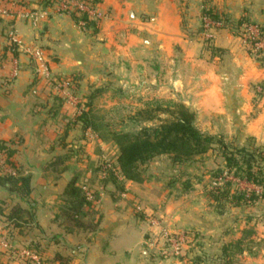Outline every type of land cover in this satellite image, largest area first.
I'll return each mask as SVG.
<instances>
[{
	"label": "crops",
	"instance_id": "obj_1",
	"mask_svg": "<svg viewBox=\"0 0 264 264\" xmlns=\"http://www.w3.org/2000/svg\"><path fill=\"white\" fill-rule=\"evenodd\" d=\"M207 1L230 25L242 17L257 28L264 23V0ZM50 2L16 0L17 11L48 12L36 24L20 16L0 20V142L12 148L20 174L31 175L26 197L0 183V215L6 217L19 206L32 217L25 216L20 226L11 225V238L24 243L43 242L46 237L44 264H60L53 259L56 253L67 257L68 264H187L184 258H160L155 253L149 246L145 215L134 210L136 200L159 207L167 226L178 228L191 224L184 220L190 211L182 201H174L176 209L171 200L162 201L164 193L155 197L152 184L126 181L118 193L115 187L99 191L96 231L67 233L56 218V200L83 167L73 162L75 153L58 170L47 165L54 154L64 152L55 146L59 136L73 148L85 142L82 124L75 118L84 111L81 100L89 88L111 78L144 98L181 100L195 111L196 126L211 134L242 123L247 134L259 137L264 129V95L255 112L251 100L254 86H264V57L260 60L254 50L249 52L230 26L217 30L212 49H206L198 31L202 0H98L96 32L77 24L70 14L52 12ZM9 24L21 47L15 55L7 51L3 56ZM33 46L44 51L45 67L37 68L25 54L24 49ZM70 75L76 76V87L70 92L62 87L58 95L65 101L53 97L54 82ZM29 224L37 228L24 229ZM210 224L206 234L213 232L215 223ZM0 264L20 263L0 253ZM243 264H264V259L250 253Z\"/></svg>",
	"mask_w": 264,
	"mask_h": 264
},
{
	"label": "rangeland",
	"instance_id": "obj_2",
	"mask_svg": "<svg viewBox=\"0 0 264 264\" xmlns=\"http://www.w3.org/2000/svg\"><path fill=\"white\" fill-rule=\"evenodd\" d=\"M55 1L56 0L51 3L50 8L52 12L59 13L55 11L53 6ZM183 6L185 7V5ZM39 12L43 13L44 17L48 14L46 10ZM76 23L79 24V22ZM201 23V18L199 17L198 31L200 32L199 35L203 42L204 37ZM79 25L85 27V24ZM186 30L188 29L186 28ZM210 43L212 45L213 42L210 41ZM75 78L76 76L73 75L67 77V79L73 81L74 87H76L78 83ZM114 80L115 79L111 78V81H108V83L101 84L99 82L97 86H95V84L86 92L84 100H81L84 111L92 109L90 112L91 115L96 116L97 122L99 123L98 130L94 131L89 127L86 129L80 128L85 142L81 144L77 143L76 148H73L72 145L67 146L64 139H61L60 136L57 141L58 144L55 145L60 149L64 148V152L54 154L57 155L56 157H61L60 161L62 159V162L68 158V155H73V153H75L76 159L73 160V162H80L83 167V169L78 172L80 174L78 185L82 189L87 200L92 201L97 210L99 209L98 204L100 203L99 191L106 190L105 188L108 187H115V193H118L120 192L119 186L124 181L115 166L119 149L118 145L112 139L113 133L136 134L143 127L154 126L158 123L156 120L151 122L138 120L137 117H135V112L144 107L147 101L154 99H171L144 98L136 89L124 87L121 83ZM62 87L63 85L61 86L54 82L50 90L53 97L65 101V98L58 95ZM263 95L264 86L260 84L254 86L251 100L254 112L260 109L259 104ZM251 114L253 113L251 112ZM77 116L75 118H77ZM234 125L233 128H227L226 126L221 127V129L219 128L224 134H211L207 129H203L201 125L197 126V128L207 134L222 135L224 141L229 145L246 146L249 149L257 147L264 153V129L260 130L259 137H257L247 134L246 128L242 123ZM2 143L0 145H2ZM2 146L3 148H0V155H2V157H0V173L16 175V167L20 169V166L14 162L11 157L12 154H7V149L12 148L4 143ZM213 147L214 148L208 150L206 154L199 155L194 161L185 164L173 163L169 155L162 154L138 166L142 182L145 181L147 184L149 183L154 186L153 192L155 197L164 193L162 201L164 200L167 202V200H171V206L176 209L179 206L177 203H174V201H182L183 205L188 207L190 211V218H184V220L191 224H183L178 228L170 229L167 223L163 221L159 207H147L144 206L140 200H136L134 210L145 215L146 227L148 228V235L150 238L149 246L156 250L155 253H158L160 258H184L183 260L187 264H227L221 256L222 245L238 238L241 235L242 229L250 228L254 233L250 236V240L248 239L249 241H244L243 246L245 248L243 253H236L234 255L232 264H243L245 257L250 253L260 254L262 255V259H264V204L260 203L258 200H242V202L240 201L242 203L241 205H236L238 202L236 199L237 196L242 194L243 197L249 199L252 192L259 194L262 188L259 185L245 180L240 174L235 173L234 169L228 170L224 165L222 157L218 155L216 145ZM255 155V159H258L257 152ZM90 156L92 157L90 158ZM10 162L14 167L9 165ZM60 165L57 166V169L64 165V162L61 166ZM88 170L91 172L87 173ZM217 170H221V173L218 174L220 175L219 177L216 175ZM109 173L113 174L117 182H113ZM185 184L191 187L184 190ZM226 189L228 190L227 197H222L220 193H223ZM212 190H215L213 191L214 195L219 196V202L207 197L209 194L212 196L210 192ZM56 202L55 211H58V206L62 202L60 199L59 201L56 200ZM98 212L100 211L98 210ZM209 223L212 225L215 223L214 227L212 226L213 228L210 230H213V232L208 231V234H206V230H209L206 224ZM8 225L6 218L0 215V234L7 236L16 249L27 247L38 251L42 257V264H44V262H46L44 255L46 253V237L41 238L44 240L43 242L30 240L24 243H16L14 238H11L9 230L11 225H9V227ZM35 228H37L35 225L29 224L24 229L32 231ZM160 228H165L171 233H184L188 235V237L185 238V242L179 245L177 253L160 235ZM205 228L206 230H204ZM211 233L215 237L218 236V240L213 238V236L210 235ZM246 246H248L249 249L246 248ZM202 247L204 248L202 249ZM200 248L201 250L198 251ZM0 253L6 255L1 251V248ZM7 257L20 264H24L16 257Z\"/></svg>",
	"mask_w": 264,
	"mask_h": 264
},
{
	"label": "trees",
	"instance_id": "obj_3",
	"mask_svg": "<svg viewBox=\"0 0 264 264\" xmlns=\"http://www.w3.org/2000/svg\"><path fill=\"white\" fill-rule=\"evenodd\" d=\"M54 0H51L52 3ZM98 2V0H92ZM201 14L210 17L212 20H220V28L230 26L234 33L242 38L250 22L247 18L242 17L236 21L235 25H230L228 18L222 15L207 0H202ZM75 21L83 20L86 28H91L93 32L98 29L97 20L89 18L85 13L81 16H74ZM257 41L264 43V23L258 26ZM205 41V42H204ZM207 41V42H206ZM205 48L212 49L209 40H203ZM253 46V45H252ZM247 47L249 52H253V47ZM11 49L10 46L4 45L2 55ZM258 59H263L264 48L254 51ZM17 50H13L15 55ZM77 80V78H75ZM92 99V98H90ZM91 104V103H90ZM89 105V104H88ZM145 106L135 112V117L142 121L156 120L158 123L152 127H143L136 134L113 133V140L118 145L119 153L116 158V170L124 179L119 186L123 189L125 181L142 182L138 166L146 163L157 155L167 154L171 157L173 163L185 164L194 161L199 155H204L208 150L216 145L218 155L223 159L224 165L228 170L234 169L235 173L240 174L245 180L261 186L262 191L258 194L252 192L249 199L241 194L237 196L236 205H241L242 200H258L264 204V153L257 147L252 149L246 146H232L227 144L222 135H211L200 131L196 124V113L190 109L184 102L172 99H154L147 101ZM92 109L81 112L77 119L81 122L82 128H91L98 130L97 118L91 115ZM2 143V142H1ZM0 143V144H1ZM3 145V143H2ZM0 145V148L3 146ZM7 154L11 155L13 150L7 149ZM257 152L258 159H255ZM7 155V156H8ZM61 157H56L47 167L58 170L57 166L62 163ZM10 166L14 167L10 162ZM17 175L0 173V183L7 186L10 191H15L21 196L26 197L30 193V174H20V169L16 167ZM221 170H217L216 175L219 177ZM113 182H117L112 173H109ZM78 175H74L66 184L60 195L61 204L58 206L56 218H60V225L65 232L86 231L94 232L98 229L100 215L94 207L92 201L87 200L82 189L77 185ZM191 186L185 184L184 190ZM212 190L209 199L217 200L219 196L214 195ZM219 192V191H218ZM228 190L220 193L222 197H227ZM209 193V192H208ZM254 195V196H253ZM241 201V202H240ZM222 212V211H221ZM98 213V216H97ZM32 218L26 209L15 206L10 213L6 215L9 225L20 226L21 220L25 222L24 217ZM8 225V227H9ZM9 233V232H8ZM254 233L250 228L241 230V235L233 241L225 243L221 247V256L227 264L233 263V257L236 253L241 254L244 251L243 243L248 240ZM250 240V239H249ZM248 240V241H249ZM248 248V246H246ZM249 249V248H248ZM55 261L60 264H68L69 259L58 253L54 255Z\"/></svg>",
	"mask_w": 264,
	"mask_h": 264
},
{
	"label": "built area",
	"instance_id": "obj_4",
	"mask_svg": "<svg viewBox=\"0 0 264 264\" xmlns=\"http://www.w3.org/2000/svg\"><path fill=\"white\" fill-rule=\"evenodd\" d=\"M16 0H0V20L7 18H16L18 16L23 17L25 19L31 20L33 24H36L37 21L44 17V14L31 9H26L24 11H17L14 9V5ZM96 2L92 0H56L54 3V8L56 12L59 13H69L74 16H81L82 14H86L89 18L93 20H98V12L96 11ZM201 26L203 28L202 34L204 40L213 41L214 34L217 30L221 29V21L220 20H212L210 17L201 14ZM79 24H84L83 20L77 21ZM258 28L252 25H249L246 29L244 36L241 38L242 43L246 46H252L254 51L258 50L260 46H264L262 41H257L258 37ZM5 45L11 47L8 49L9 53H13V50H18L21 47V39L17 35L16 31L13 29L12 24H9L6 27L5 34ZM260 45V46H259ZM24 52L28 55L29 59L34 63L37 68L45 67L46 57L44 51L40 47H28L24 49ZM16 64V62H14ZM16 66V65H15ZM46 76L48 78V74L46 71ZM57 84L63 85V87L67 88L68 92L70 89H73V81L70 79H62L61 81H56ZM60 92V91H59ZM2 157V155H0ZM14 173V172H13ZM1 228V227H0ZM2 235V234H0ZM160 235L170 244L174 251L177 253L179 250V245H182L185 242V238L188 235L184 233L176 234L167 231L165 228H160ZM0 248L1 251L9 257H16L24 264H42V257L38 251L32 248L24 247L22 249H16L13 246V243L7 238V236H0Z\"/></svg>",
	"mask_w": 264,
	"mask_h": 264
}]
</instances>
